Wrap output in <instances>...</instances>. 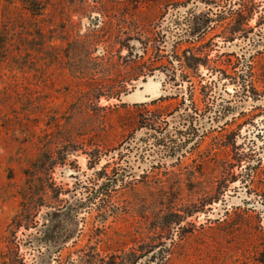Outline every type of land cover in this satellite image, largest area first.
Here are the masks:
<instances>
[{"label":"rangeland","instance_id":"374dc122","mask_svg":"<svg viewBox=\"0 0 264 264\" xmlns=\"http://www.w3.org/2000/svg\"><path fill=\"white\" fill-rule=\"evenodd\" d=\"M37 2L0 0V264H264V0Z\"/></svg>","mask_w":264,"mask_h":264},{"label":"trees","instance_id":"16d2710c","mask_svg":"<svg viewBox=\"0 0 264 264\" xmlns=\"http://www.w3.org/2000/svg\"><path fill=\"white\" fill-rule=\"evenodd\" d=\"M25 4L29 6V10H36L39 8V4L37 0H24ZM52 158H49L48 154H41L35 162L31 164L32 171L37 174H41L43 172H47L50 174L52 169L55 167L58 162H54L51 160ZM53 167V168H52ZM32 183H30L31 185ZM30 185L28 187H30ZM44 195V194H42ZM37 197V196H36ZM34 199V192L33 193H25L22 196L23 204H22V209L19 212V215L21 217H24L26 220L29 219L31 220L32 217H34L35 211V202H33ZM34 205V206H33ZM68 215H71L70 212H67Z\"/></svg>","mask_w":264,"mask_h":264}]
</instances>
